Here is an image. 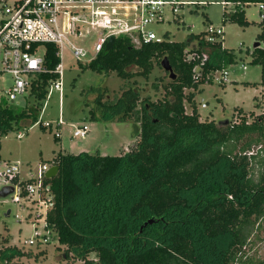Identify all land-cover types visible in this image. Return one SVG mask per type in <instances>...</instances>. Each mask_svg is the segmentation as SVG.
Masks as SVG:
<instances>
[{
	"label": "trees",
	"instance_id": "obj_1",
	"mask_svg": "<svg viewBox=\"0 0 264 264\" xmlns=\"http://www.w3.org/2000/svg\"><path fill=\"white\" fill-rule=\"evenodd\" d=\"M224 1L243 4L231 15L224 11L225 18L242 26L250 24L244 7L264 2ZM260 26L262 45L254 48L251 63L261 65L264 89V18ZM56 52L55 45L47 44L50 70L60 62ZM203 52L208 55L205 60L188 58L190 53ZM164 57L176 78L165 85L162 100L147 101L138 109L140 93L132 85L113 101L96 100L106 121L117 114L119 121L133 119L136 127L140 124V138L133 148L119 155L55 154L51 164L58 165L59 172L44 180L53 196L45 229L56 232L58 241L67 245V257L74 253L87 264L92 252L98 255V264H248L244 247L264 219V113L251 122L245 115L234 123L201 121L194 101L200 84L211 82L212 71L235 61L222 39L211 41L204 31L173 41L166 33L162 42L135 47L121 35L111 50L80 67L116 72L130 80L136 75L149 77ZM57 77L41 75L33 88L32 105L0 103V134L24 119L37 120L47 86ZM187 88L192 92L186 94ZM185 100L191 113L186 112ZM90 113L91 120L98 119L94 109ZM242 141V150L234 154ZM255 145L260 146L257 151L251 149ZM252 159L255 166L257 161L261 165L257 174L252 173ZM24 256L33 255L6 246L0 250V264H24L20 260Z\"/></svg>",
	"mask_w": 264,
	"mask_h": 264
},
{
	"label": "rangeland",
	"instance_id": "obj_2",
	"mask_svg": "<svg viewBox=\"0 0 264 264\" xmlns=\"http://www.w3.org/2000/svg\"><path fill=\"white\" fill-rule=\"evenodd\" d=\"M188 1L191 2L190 5L185 6L179 15L167 14L165 23L152 25L151 28L158 35L166 32L170 40L184 41L189 34L207 31L210 26L223 27L224 34L219 40L222 39V46L232 51L235 56L233 63L212 71L211 82L200 84L194 100L200 120L234 123L239 122L241 116L245 115L249 122L253 121L264 113V89L260 84L262 67L251 63L254 45L261 42L259 34L263 18L259 4L251 3L244 7L250 24L242 26L224 16L225 10L228 15L238 11L243 6L241 3L226 4L224 0ZM64 64L63 91L55 92L46 99L42 115V118L53 121L63 115L69 122L62 127L61 139L55 141L52 131L33 124L31 119H24L19 125L15 124L7 134H0L1 159L19 163L20 175L24 179L29 178L30 174H35L43 163L50 164L59 151L119 155L133 148L140 138V124L136 127L133 119L119 121L117 114L106 121L102 115L103 108L99 107L96 100L100 98L103 102L113 101L132 85L139 90L140 101L137 108L140 109L147 101L162 100L166 95L165 85L171 80L169 72L159 64L155 65L149 77L136 75L130 80L122 79L116 72L106 74L83 69L76 65L68 52H65ZM223 70L229 72V81L226 83L219 82ZM185 92L189 94L192 90L187 88ZM25 100V97H20L18 101L24 103ZM203 103H206L207 107H203ZM185 108L187 113L192 112L188 100H185ZM91 109L95 110L98 119L91 120ZM81 122H87L90 131L86 137L75 138L72 136L75 128L71 123ZM19 131L24 134L23 137H17ZM243 143L244 141L235 145L234 154L242 150ZM258 148L260 146L255 145L251 149L257 151ZM245 150V153L249 154V149ZM251 162L250 166H253L255 160L252 159ZM257 162L258 166L254 165L255 168H252L254 174L258 173L257 168L261 166L259 161ZM31 167L34 171L29 170ZM37 216L40 215L35 205L28 207L27 203L15 202L12 196L4 198L0 195V250L6 246H16L21 251L30 252L32 257L20 258L24 264H87L74 253L67 257V245L58 241L57 233L53 230L49 231L48 241L43 242V235L47 234L48 230L44 228L43 220L36 222ZM31 239L35 241L33 244L29 243ZM244 253L243 258L248 260V264L264 261V219L260 220L259 227L244 247ZM87 260L92 261L89 264L99 262L95 252H92Z\"/></svg>",
	"mask_w": 264,
	"mask_h": 264
},
{
	"label": "built area",
	"instance_id": "obj_3",
	"mask_svg": "<svg viewBox=\"0 0 264 264\" xmlns=\"http://www.w3.org/2000/svg\"><path fill=\"white\" fill-rule=\"evenodd\" d=\"M190 3L188 0H0V103L5 101L16 107L32 105L33 88L44 73L58 76L56 80H50L46 99L55 92L62 93L65 52L70 53L80 66L89 64L107 50L111 37L115 40L126 35L135 47L166 40V32L158 35L151 26L165 23L167 14L179 15ZM258 4L263 11L264 2ZM223 34V27L210 26L206 38L213 41L222 38ZM47 44L55 45L56 56L60 58L53 70L46 66ZM201 56L203 60L208 57L206 52L188 54L189 59ZM228 81L229 72L223 70L219 82ZM20 97L26 98L24 103L18 101ZM46 99L33 124L52 131L54 137L61 139L62 127L69 122L63 115L56 121L42 118ZM202 106L207 107V104ZM71 124L75 128L72 134L75 138L86 137L90 131L87 122ZM23 135L19 131L17 137ZM0 163V191L11 186L14 191L9 196L15 202L27 203L28 207L35 205L40 215L36 222L43 220L45 228L47 212L53 207V196L44 180L53 164L43 163L35 174L24 179L19 163L10 160ZM29 170L34 171L32 167ZM48 235L49 231L43 235V242L48 241ZM34 242L29 240L30 244Z\"/></svg>",
	"mask_w": 264,
	"mask_h": 264
},
{
	"label": "water",
	"instance_id": "obj_4",
	"mask_svg": "<svg viewBox=\"0 0 264 264\" xmlns=\"http://www.w3.org/2000/svg\"><path fill=\"white\" fill-rule=\"evenodd\" d=\"M114 43H115V40L113 37L110 38L109 42L107 43L106 45V49L107 50H111L113 47H114ZM261 42H256L255 45H254V48L259 46ZM161 65L162 67L167 71L169 72V76L171 79H175L176 78V74H175V71L168 59V57H164L161 61ZM59 172V166L58 165H52L46 172V177L48 179L50 178H53L55 177ZM14 191V188L11 187V186H8V187H5L3 188L1 191H0V195L4 198H6L7 196H9L11 193H13ZM10 213V211L8 212V214ZM150 222L153 221V219H150L149 220Z\"/></svg>",
	"mask_w": 264,
	"mask_h": 264
},
{
	"label": "crops",
	"instance_id": "obj_5",
	"mask_svg": "<svg viewBox=\"0 0 264 264\" xmlns=\"http://www.w3.org/2000/svg\"><path fill=\"white\" fill-rule=\"evenodd\" d=\"M0 161H3V159H1V157H0Z\"/></svg>",
	"mask_w": 264,
	"mask_h": 264
}]
</instances>
